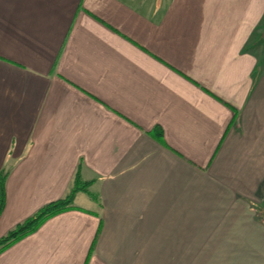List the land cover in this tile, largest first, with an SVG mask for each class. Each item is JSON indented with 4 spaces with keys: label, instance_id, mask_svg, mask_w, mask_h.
Listing matches in <instances>:
<instances>
[{
    "label": "crops",
    "instance_id": "obj_1",
    "mask_svg": "<svg viewBox=\"0 0 264 264\" xmlns=\"http://www.w3.org/2000/svg\"><path fill=\"white\" fill-rule=\"evenodd\" d=\"M77 170L0 264H264V0H0V237Z\"/></svg>",
    "mask_w": 264,
    "mask_h": 264
},
{
    "label": "trees",
    "instance_id": "obj_2",
    "mask_svg": "<svg viewBox=\"0 0 264 264\" xmlns=\"http://www.w3.org/2000/svg\"><path fill=\"white\" fill-rule=\"evenodd\" d=\"M152 135L156 139L162 141L159 129H156L155 132L152 133ZM4 179L5 175L3 173H0V213L3 210L5 202ZM90 184L91 180L82 179L80 171L77 170L74 175L72 184L64 196L44 204L35 213L28 216L21 222L15 224L3 236L0 237V250L10 246L24 236L34 232L49 217L64 210L73 208V198L78 191H84L88 193L92 198L97 199L96 195L88 190Z\"/></svg>",
    "mask_w": 264,
    "mask_h": 264
}]
</instances>
